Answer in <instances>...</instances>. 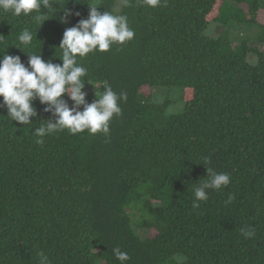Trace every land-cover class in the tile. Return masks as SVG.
<instances>
[{
	"label": "trees",
	"instance_id": "1",
	"mask_svg": "<svg viewBox=\"0 0 264 264\" xmlns=\"http://www.w3.org/2000/svg\"><path fill=\"white\" fill-rule=\"evenodd\" d=\"M57 3L80 15L63 24L59 10L43 22L38 13L0 11V56L18 55L27 66V54L41 49L59 64L63 32L87 19L88 4L125 14L134 38L77 63L88 72L86 103L104 82L127 100L108 135L64 130L43 144L34 130L55 120L46 105L34 101L31 125L0 107V264H36L39 251L52 264H120L116 247L127 264H264V25L257 20L264 0ZM213 24L224 27L215 38L206 32ZM26 28L34 37L27 46L18 40ZM204 158L231 182L207 190L194 209V185L207 179ZM244 226L256 237L243 238Z\"/></svg>",
	"mask_w": 264,
	"mask_h": 264
},
{
	"label": "clouds",
	"instance_id": "2",
	"mask_svg": "<svg viewBox=\"0 0 264 264\" xmlns=\"http://www.w3.org/2000/svg\"><path fill=\"white\" fill-rule=\"evenodd\" d=\"M143 3L156 8L161 5V0H143ZM65 5L61 7L57 0H0V11L11 13L13 16L38 13L35 18L43 22L46 20L43 17L49 11L53 16L59 10L63 12L59 22L66 24L69 15L78 17L80 13L71 12ZM121 5L128 7L129 0H121ZM88 6L87 19L78 20L74 26L66 28L63 32L58 46L62 50L61 56L58 57L61 63L43 59L41 49L39 54H27V66L18 55H9L6 51L0 56V107L6 109L11 121L20 125L33 124L30 117L37 116L34 104L37 100L41 105H46L44 112H51L55 116L54 121L43 120L45 124L34 130V135L38 137L37 144H43L46 136L64 130L73 135L85 131L89 134L108 135L110 121L114 116L122 114L120 103L127 100V94H117L107 82L103 84V91L98 94L95 92L94 102L86 103L82 89L85 78L88 80V72L84 66L77 63V57L83 58L93 52H107L113 44L123 45L131 41L135 33L129 27L125 14L100 12L95 4ZM41 9L45 11L42 13ZM33 38V33L26 28L18 40L27 46L32 43ZM65 95L73 102L71 108L63 99ZM80 106H83L82 111L78 110ZM210 163L208 158H204L202 164L206 168L207 179H202L201 183L194 185V209L199 208L200 202L209 199L207 190H220L231 182L230 174L218 173L212 167L206 166ZM233 199L234 197L230 196L226 204L231 203ZM240 234L245 239L255 238L257 235L252 226L241 227ZM113 255L120 264H127L130 260L129 255L119 247L113 249ZM36 264H52V261L44 251H39Z\"/></svg>",
	"mask_w": 264,
	"mask_h": 264
},
{
	"label": "rangeland",
	"instance_id": "3",
	"mask_svg": "<svg viewBox=\"0 0 264 264\" xmlns=\"http://www.w3.org/2000/svg\"><path fill=\"white\" fill-rule=\"evenodd\" d=\"M261 11H264V10H261ZM257 20H258V22L260 23V24H263L264 25V12H259L258 13V18H257ZM208 30V31H207ZM206 30V32H207V35L208 36H210V37H212V38H215V37H218L222 32H223V30H224V27L222 26V25H219V24H217V25H215V24H213V25H211L210 26V28L209 29H207ZM232 32H234V31H230V34L231 35H233V33ZM255 32H256V29H252V30H249V33H248V37H250V36H252V35H254L255 34ZM234 36V35H233ZM240 37L242 38L243 37V34L242 35H240ZM256 45H255V42H250V47H255ZM261 50H263V48L262 47H259ZM142 92L143 93H146V89H142ZM156 94L157 95H162V93L161 92H159V91H156ZM140 233V236L141 237H146V236H154V232L153 231H140L139 232Z\"/></svg>",
	"mask_w": 264,
	"mask_h": 264
}]
</instances>
